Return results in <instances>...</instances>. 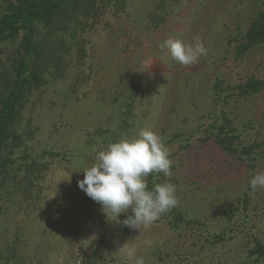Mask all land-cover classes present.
<instances>
[{"label": "rangeland", "instance_id": "374dc122", "mask_svg": "<svg viewBox=\"0 0 264 264\" xmlns=\"http://www.w3.org/2000/svg\"><path fill=\"white\" fill-rule=\"evenodd\" d=\"M0 0V16L11 2ZM263 0H68L50 26L37 22L40 80L26 91L0 167V264H264V46L235 44ZM201 37L207 55L184 66L167 38ZM21 38L0 41V107ZM250 156L225 150L220 128ZM147 127L163 137L176 185L174 215L130 229L106 219L79 187L98 150ZM126 214L121 213L123 220ZM150 242V243H147Z\"/></svg>", "mask_w": 264, "mask_h": 264}, {"label": "clouds", "instance_id": "9594fccd", "mask_svg": "<svg viewBox=\"0 0 264 264\" xmlns=\"http://www.w3.org/2000/svg\"><path fill=\"white\" fill-rule=\"evenodd\" d=\"M161 47L184 66L194 65L200 56L207 55L199 36L191 41L170 37ZM169 156L163 137L150 128L140 127L134 135L123 136L98 150L94 163L83 167L84 178L78 181V187L101 205L107 220L141 232L178 206L175 184L165 180L149 188L146 180L149 175L160 173L171 177ZM249 186L252 191L264 188V172L255 173ZM121 213L126 214L123 220ZM137 251V246L129 241L118 248L133 264H145Z\"/></svg>", "mask_w": 264, "mask_h": 264}, {"label": "trees", "instance_id": "16d2710c", "mask_svg": "<svg viewBox=\"0 0 264 264\" xmlns=\"http://www.w3.org/2000/svg\"><path fill=\"white\" fill-rule=\"evenodd\" d=\"M68 0H23L11 2L0 16V41H11L21 38V54L16 61V72L12 84L5 94L0 107V167L8 165V160L3 158V151L10 138V127L17 114L20 101L26 91L40 80L35 66V55L38 51L36 41L37 22L41 21L50 26L60 10ZM264 46V0L262 9L252 19L246 32L235 44L236 57H241L253 47ZM264 86V81L254 76L249 77L245 82L240 83L236 88L241 96H247L259 92ZM227 126L220 128L219 141L222 147L234 153H245L252 155L257 145L235 146L230 141L235 136L229 133L231 129ZM149 188L153 183H161L154 174L147 178ZM173 218L181 220L174 215V208L168 212Z\"/></svg>", "mask_w": 264, "mask_h": 264}]
</instances>
